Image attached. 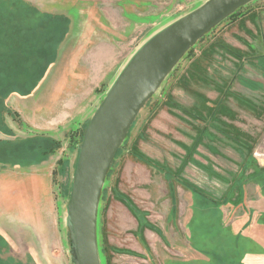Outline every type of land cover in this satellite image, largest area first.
Returning a JSON list of instances; mask_svg holds the SVG:
<instances>
[{"label": "rangeland", "instance_id": "374dc122", "mask_svg": "<svg viewBox=\"0 0 264 264\" xmlns=\"http://www.w3.org/2000/svg\"><path fill=\"white\" fill-rule=\"evenodd\" d=\"M201 2L0 0V264H72L65 216L84 129L135 49ZM255 7L264 0L199 39L139 110L99 198L101 264H264V86L227 88L232 63L217 62L220 31ZM233 39L244 48L248 34Z\"/></svg>", "mask_w": 264, "mask_h": 264}, {"label": "water", "instance_id": "95a60500", "mask_svg": "<svg viewBox=\"0 0 264 264\" xmlns=\"http://www.w3.org/2000/svg\"><path fill=\"white\" fill-rule=\"evenodd\" d=\"M250 1L204 0L150 34L115 76L77 145L65 216L72 264H101L99 198L110 164L139 110L201 37Z\"/></svg>", "mask_w": 264, "mask_h": 264}, {"label": "crops", "instance_id": "0c3cea01", "mask_svg": "<svg viewBox=\"0 0 264 264\" xmlns=\"http://www.w3.org/2000/svg\"><path fill=\"white\" fill-rule=\"evenodd\" d=\"M263 14L262 8L255 7L233 18L228 23V25L220 31V35L224 36L225 38L220 44H218L220 47H222L219 52L220 54L223 53L224 55L219 56V60L217 59V62L219 65H224L223 63L225 61L232 63L229 68H226L225 66L227 65H225L223 70L226 72L220 75H226L225 80H227L228 83L227 88H229L230 85H235L236 83L240 84V79H247L251 82L257 83L261 86V88L264 86V62H262L261 66L260 64L258 65L259 61L256 60V54H263L262 56H264L263 47L260 48L259 42V39H261L260 33H264ZM242 32L248 34V40H246L247 44L244 45V48H242L243 44H241L237 39H233L234 36L240 35ZM250 37L252 38V41ZM255 40L258 41V43H255ZM227 48H229V50ZM239 53H241L242 56L240 55V57L238 56L239 58H236L237 54ZM244 58L247 59V63L243 61ZM238 59H240V61ZM219 65L218 67H220ZM242 86L246 87L245 85ZM261 88L253 89L252 91L260 92L259 90H261ZM225 96H227V93L219 95L218 98H216L218 100H222L221 98ZM251 258H254L253 254ZM261 259L262 261H260ZM246 261L249 260L246 259ZM254 261V263L264 262V258H260V255H257V260Z\"/></svg>", "mask_w": 264, "mask_h": 264}, {"label": "trees", "instance_id": "16d2710c", "mask_svg": "<svg viewBox=\"0 0 264 264\" xmlns=\"http://www.w3.org/2000/svg\"><path fill=\"white\" fill-rule=\"evenodd\" d=\"M235 12H236V11H235ZM235 12L232 13L231 15H234ZM201 38H202V37H201ZM201 38H200V39H201ZM259 62H260V61H259ZM261 66H262V65H261ZM14 89L18 90V84H16V85H12V86H10L9 88H6V89L4 90V92L2 93V95H6V93H8L10 90L13 91ZM0 101H1V98H0ZM132 124H133V123H132ZM131 126H132V125H131ZM218 127H219V126H218ZM222 131H223V130H222ZM4 144H8V143H6V142L4 143V142H3L2 144H0V154H1L2 156H3L4 153L6 154V152H7L6 149H5L6 151L4 150V147H5ZM13 144H14V143H13ZM37 145H38L37 149H42L41 146H40L39 144H37ZM42 146H43V145H42ZM7 149H8V148H7ZM118 149H119V148H118ZM13 150L15 151L14 147H13V149L11 150V154H12V155H13V153H12ZM43 150H44V147H43ZM8 152H9V151H8ZM8 154H9V153H8ZM3 159H4V161L7 160L5 157H4V158L1 157V158H0V161H3ZM188 186H189V185H188ZM189 187H190V186H189ZM194 191H195V190H194ZM195 192H196L197 194H199V192H198L197 190H196Z\"/></svg>", "mask_w": 264, "mask_h": 264}]
</instances>
